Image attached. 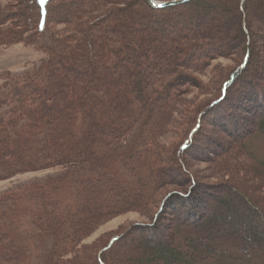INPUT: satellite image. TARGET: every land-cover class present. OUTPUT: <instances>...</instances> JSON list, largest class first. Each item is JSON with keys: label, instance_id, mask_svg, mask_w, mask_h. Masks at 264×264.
I'll return each mask as SVG.
<instances>
[{"label": "trees", "instance_id": "trees-1", "mask_svg": "<svg viewBox=\"0 0 264 264\" xmlns=\"http://www.w3.org/2000/svg\"><path fill=\"white\" fill-rule=\"evenodd\" d=\"M35 1L38 14L34 27L29 29L35 30V35H29L27 28L21 25L18 30L14 25L0 27V43L24 42L35 46L45 56L39 66L20 75L10 72L0 75V148L2 146L3 151L0 181L29 172L60 171L0 196V264H73L74 260L66 262L64 254L81 243L91 223L126 211L143 210L154 201L165 181L162 168L157 167L162 154L158 138L160 126L165 127L169 117L168 111H164L160 124L152 128L151 118L155 114L151 109L160 98L168 97L169 89L189 79L187 68L195 69L205 55L213 58L212 50H219L220 40L227 38L210 30L212 21L209 20H213L214 13L207 19L210 27H205L209 11L204 16L199 13L201 0L163 9H155L145 0H114L116 5L123 6L120 9L107 8L109 0ZM247 2H234L235 25L242 34L237 42L251 34ZM256 2L264 19V0H254V4ZM72 7L78 9L70 10ZM215 7L209 3L206 10H215ZM6 8L0 4V23L11 19L3 13ZM15 15L22 17L19 12ZM50 17L59 22L49 21ZM109 19V26L103 25ZM135 21L139 29H144L145 37L131 38ZM138 43L143 55L150 60L140 72V84L133 83V91L146 98V105L127 106L124 88L121 93L125 98L115 99L110 106L102 98L110 85L115 84L107 73L119 69L118 73L123 70V75L129 74L126 62L135 59ZM246 44L247 48H252L250 39H246ZM251 48L246 49L240 66L223 82L219 98L210 108L226 103L230 91L246 71H251L253 63L256 62V74L264 78V63H260ZM157 60L165 64L160 74L165 72L166 76L161 75L160 79L164 78L162 84L167 91L157 88L151 91L149 85L150 74L145 71L155 66ZM62 66L68 67L67 74L57 80ZM76 73L86 76V82L79 83ZM123 75L120 73L122 79ZM258 85L257 82L252 88ZM75 90L81 91L82 98L87 101L82 99L77 107H73L74 101L69 94ZM48 98L53 102L46 104L50 101ZM235 99L238 103L239 99ZM258 101L264 105L262 92H259ZM66 108H69V115L64 111ZM100 109H107V112L98 130L94 114ZM61 119L67 124L63 130L56 128V122ZM198 128L181 150L190 148ZM260 133L264 134V116L233 142L237 153L263 168L264 176V160H255L248 152V144ZM96 142L104 152L99 156L88 155ZM29 150L32 151L29 157L23 156ZM13 152L21 156L8 159L6 155ZM198 184L193 179L186 193L181 192L182 199L176 211L180 213L178 224L167 233L164 242L160 238L157 240L158 247L146 250L148 259L143 264H153L155 261L151 258L163 257L164 253L167 254V258H162L164 264H264V232H259L255 223L246 220L234 223L226 218L218 221L201 218L195 212L200 199L191 194ZM91 210L94 213H89ZM258 213L264 219L262 210ZM191 214H198L195 221L181 218V215ZM48 218L52 222H48ZM145 228L152 233L156 229ZM161 233L159 231L158 236ZM117 240L119 237L109 240L105 252H110ZM95 255L90 262L85 259L77 263L107 264L102 252ZM109 257L106 254L105 259Z\"/></svg>", "mask_w": 264, "mask_h": 264}, {"label": "rangeland", "instance_id": "rangeland-1", "mask_svg": "<svg viewBox=\"0 0 264 264\" xmlns=\"http://www.w3.org/2000/svg\"><path fill=\"white\" fill-rule=\"evenodd\" d=\"M156 1L165 3V0ZM201 2L203 7L200 5L201 12L199 13L204 16L206 11H209V13H206L208 16L204 22L209 15L212 16L214 13L211 18L213 20H209L212 21L210 30L226 35L227 39L225 38L226 41H220L219 50H212L210 54L215 55L213 58L210 55H205L206 57L202 58V62L205 63L202 64L200 62L195 69L187 68L186 72L189 75V79L182 81L175 88L169 89L168 97L160 98L156 102L155 107L151 109L154 110L152 112L155 114L151 118L152 128L160 124V117H162L163 112L168 111V123L165 127L160 126V130H162L158 138V148L162 154L159 156L160 161L157 167L162 168L164 183L158 190L154 201L145 209H134L106 220L100 219L95 223L93 222L95 225L91 223L81 243L73 251L64 254L66 262L74 260L73 264H78L77 262L81 263L85 259L91 261L96 256L95 254L99 256L102 252L104 254L102 255L104 262L107 264H143L148 259L146 250L158 247L157 240L160 238L164 242L167 233H170L174 226L178 224L180 213L176 211L180 203L179 199H182L181 192L186 193V187H189V182L193 179L199 183L191 194L195 195L197 200L200 199L195 212L201 218H210L213 221L226 218L228 222L234 223L246 220L255 223L259 228V232H264V219L258 213V210H262L264 216L263 168H260L256 163H251L241 156L240 153H237L236 143L233 142L236 136L245 134L264 116V105L258 101L259 92H262L264 97V78L260 74H256L254 69L256 62L253 63L255 66L251 71H246L242 80L238 84L236 83V86L230 91L231 93L226 103L210 108L211 103L219 98L223 82L227 81V78L240 66L241 58L246 49L251 48V46L247 48L249 45L246 44V39L251 40L253 44L251 49L261 60L260 63H264V19L261 14V7H259L257 2L254 4V0H248L246 10L250 16L249 28L251 34L241 42H237L242 34L235 25V0H201ZM109 3L107 8H123V6L116 5L114 0H109ZM209 3L216 6V11L206 10V6ZM0 4L7 7L3 13H7L9 17L11 16V19L7 18L6 22H1L0 27H11L10 25H14V29L18 30V26L21 25L25 29L27 28L29 35H35V30L32 32L29 30L34 27L35 16L38 14L35 0H0ZM73 9L78 8H70V10ZM16 12H19L22 17L17 18ZM123 14L126 15L125 13ZM28 16L31 17L32 22H29L30 17L28 18ZM52 18L50 17L49 21L53 20ZM53 21L59 22L57 19ZM109 23H111V19L107 20L103 25L109 26ZM207 23L208 20L205 22L206 28L210 27ZM55 27L63 29V26L56 25ZM131 32V38L145 37L144 29H139L136 21L135 24L133 22ZM183 33L187 32L183 31ZM42 38L45 39V37ZM165 45L166 43H164ZM135 49L137 51L135 59L126 62V69L129 74L123 75V70L120 71L124 79L118 73L119 69L115 72L107 73L109 80L115 81V84L110 85L108 93L102 97L104 102L109 103L108 105L110 106L113 105L112 103L115 99L125 98L121 93L124 88L126 100L128 99L127 106L146 105V98L134 93L133 83L136 81L140 84V72L145 69L150 59L143 55L139 43L138 48L136 46ZM219 51L223 55H218ZM257 56L256 58H258ZM44 57L38 48H35V46L30 47L24 42L16 45L7 44L6 42L5 44L0 43V75L6 72L20 75L39 66ZM156 64L145 72L148 75L150 74L149 85L152 88L151 91L156 88L164 91L166 90L162 84L164 78H160L161 75L165 77L166 73L160 74V72L164 69L165 64H161L158 60ZM67 70L68 67L62 66V70L57 75V80L63 78L64 73L67 74ZM77 77L79 83L86 82V76L77 74ZM257 82L259 83L258 87L253 89L252 86H256ZM69 94L74 101L73 107H77L79 101H81V104L83 100L86 101V98H82L79 90ZM235 98L239 99L238 103H236ZM48 99L50 101H47L46 104L53 102L52 98ZM58 106L61 107V104H58ZM103 110L100 109L97 111L98 113L94 114V120L98 122V130L105 120L104 116L107 109ZM64 111L68 112L69 115V108ZM66 125L64 119L56 122V128L59 130L65 129ZM113 125H115V122ZM197 128L198 134L190 148L185 151L181 150L184 144L189 142L193 131ZM14 137L17 138L16 135ZM28 144L32 145V142L29 141ZM5 146L3 145V147ZM1 148L0 155L3 153ZM92 149V153L88 155L99 156L104 152L102 147H99L98 142L93 145ZM31 152L29 150L23 156L29 157ZM248 152L252 154L255 160H264V134L260 133L255 136V140L248 144ZM17 156H21L20 153L13 152L6 155L11 160H14ZM58 171L60 170L51 169L29 172L17 175L9 180L0 181V196L19 191L32 182L54 176ZM235 191H238V194ZM96 210L97 208L93 211L95 212ZM93 211L91 210L89 213ZM197 215L191 214L186 217L181 215V218L195 221L198 217ZM48 222L52 221L48 218ZM145 227L156 229L152 233V230ZM159 231H162L161 237L158 236ZM163 233L164 235H162ZM115 237H119V240L114 242L110 252H105L106 250L104 249L107 248L109 240ZM163 242L161 243L163 244ZM106 254L110 256L108 259H105ZM162 255L163 257L159 258L152 257L151 259L155 261L153 264H164L162 258H167V254L164 253Z\"/></svg>", "mask_w": 264, "mask_h": 264}, {"label": "water", "instance_id": "water-1", "mask_svg": "<svg viewBox=\"0 0 264 264\" xmlns=\"http://www.w3.org/2000/svg\"><path fill=\"white\" fill-rule=\"evenodd\" d=\"M42 3H49L51 0H40ZM192 0H174L171 2H165V3H161L155 0H145V2L150 5L151 7L155 8V9H163V8H169V7H173V6H178V5H182V4H186L188 2H190Z\"/></svg>", "mask_w": 264, "mask_h": 264}, {"label": "bare ground", "instance_id": "bare-ground-1", "mask_svg": "<svg viewBox=\"0 0 264 264\" xmlns=\"http://www.w3.org/2000/svg\"><path fill=\"white\" fill-rule=\"evenodd\" d=\"M68 9V8H67ZM45 10V9H44ZM215 11H216V9H215ZM198 15V14H197ZM210 16V15H209ZM218 19V18H217ZM220 19V18H219ZM189 21V20H188ZM206 22V21H205ZM204 26V25H203ZM217 41V40H216ZM221 41V40H220ZM219 42V41H218ZM181 44V43H180ZM248 110V109H247ZM235 118V117H234ZM201 129V128H200Z\"/></svg>", "mask_w": 264, "mask_h": 264}]
</instances>
